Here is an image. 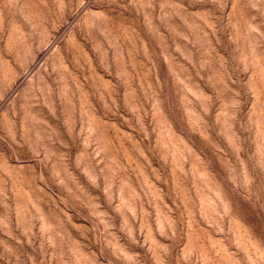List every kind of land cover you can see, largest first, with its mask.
<instances>
[{"label": "rangeland", "instance_id": "374dc122", "mask_svg": "<svg viewBox=\"0 0 264 264\" xmlns=\"http://www.w3.org/2000/svg\"><path fill=\"white\" fill-rule=\"evenodd\" d=\"M0 264H264V0H0Z\"/></svg>", "mask_w": 264, "mask_h": 264}]
</instances>
